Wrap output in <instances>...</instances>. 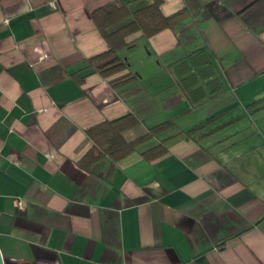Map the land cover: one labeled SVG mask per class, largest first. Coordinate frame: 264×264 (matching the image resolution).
Returning a JSON list of instances; mask_svg holds the SVG:
<instances>
[{
  "label": "crops",
  "instance_id": "1",
  "mask_svg": "<svg viewBox=\"0 0 264 264\" xmlns=\"http://www.w3.org/2000/svg\"><path fill=\"white\" fill-rule=\"evenodd\" d=\"M107 1L0 0L3 264H264V0H162L181 14L102 76L87 59L107 47L91 17ZM128 113V140L175 126L81 166L86 128Z\"/></svg>",
  "mask_w": 264,
  "mask_h": 264
},
{
  "label": "trees",
  "instance_id": "2",
  "mask_svg": "<svg viewBox=\"0 0 264 264\" xmlns=\"http://www.w3.org/2000/svg\"><path fill=\"white\" fill-rule=\"evenodd\" d=\"M162 0H153L138 8H131L124 0H110L91 11V17L104 38L107 47L104 51L87 59L102 76H108L121 69L127 68V61L119 55V50L131 44L138 37H150L157 32L169 27L171 20L181 11L166 15L161 11ZM138 34V35H136ZM195 53L189 55L190 59ZM192 61V65H196ZM204 67L198 74L204 77H211L212 83L209 93L216 95L220 90L217 83L219 80L214 76L216 73L212 68L213 61L205 59ZM212 64V65H211ZM199 87L191 91L192 94ZM209 120V119H208ZM139 123V119L132 113H128L111 120H103L86 128V134L92 142V146L82 155L79 163L84 168L96 162L101 157L107 156L111 161H117L146 142H151L159 134L173 128L175 123L172 119L163 120L147 128L142 135L128 140L124 132ZM207 121L184 131L187 135L201 129ZM168 147L161 140L151 144L141 151L142 156L147 159H156L167 153Z\"/></svg>",
  "mask_w": 264,
  "mask_h": 264
},
{
  "label": "water",
  "instance_id": "3",
  "mask_svg": "<svg viewBox=\"0 0 264 264\" xmlns=\"http://www.w3.org/2000/svg\"><path fill=\"white\" fill-rule=\"evenodd\" d=\"M0 264H3V258L1 256V253H0Z\"/></svg>",
  "mask_w": 264,
  "mask_h": 264
},
{
  "label": "built area",
  "instance_id": "4",
  "mask_svg": "<svg viewBox=\"0 0 264 264\" xmlns=\"http://www.w3.org/2000/svg\"><path fill=\"white\" fill-rule=\"evenodd\" d=\"M18 207H19V208L21 207V203H20V202L18 203Z\"/></svg>",
  "mask_w": 264,
  "mask_h": 264
},
{
  "label": "rangeland",
  "instance_id": "5",
  "mask_svg": "<svg viewBox=\"0 0 264 264\" xmlns=\"http://www.w3.org/2000/svg\"><path fill=\"white\" fill-rule=\"evenodd\" d=\"M208 120V119H207Z\"/></svg>",
  "mask_w": 264,
  "mask_h": 264
}]
</instances>
